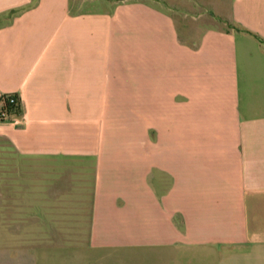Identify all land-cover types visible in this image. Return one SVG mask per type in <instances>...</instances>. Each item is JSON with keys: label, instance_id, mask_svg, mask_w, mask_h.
<instances>
[{"label": "crops", "instance_id": "0c3cea01", "mask_svg": "<svg viewBox=\"0 0 264 264\" xmlns=\"http://www.w3.org/2000/svg\"><path fill=\"white\" fill-rule=\"evenodd\" d=\"M0 165L90 166L73 264H264V0H0ZM199 116L188 140L109 154L92 101ZM153 110V111H152Z\"/></svg>", "mask_w": 264, "mask_h": 264}, {"label": "rangeland", "instance_id": "374dc122", "mask_svg": "<svg viewBox=\"0 0 264 264\" xmlns=\"http://www.w3.org/2000/svg\"><path fill=\"white\" fill-rule=\"evenodd\" d=\"M147 100L92 101L96 133L109 154L147 152L149 139L188 140L195 152L199 116H154ZM153 111V110H152ZM0 165V264H73L90 252L91 170L77 160L74 168L57 159H26L11 147Z\"/></svg>", "mask_w": 264, "mask_h": 264}, {"label": "built area", "instance_id": "2783aa9c", "mask_svg": "<svg viewBox=\"0 0 264 264\" xmlns=\"http://www.w3.org/2000/svg\"><path fill=\"white\" fill-rule=\"evenodd\" d=\"M20 108V98L17 93H5L0 100V121H10Z\"/></svg>", "mask_w": 264, "mask_h": 264}]
</instances>
